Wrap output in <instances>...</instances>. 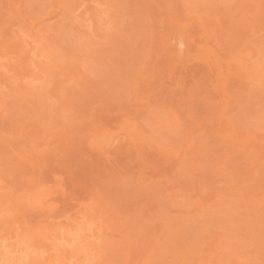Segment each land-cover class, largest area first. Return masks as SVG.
<instances>
[{
	"label": "rangeland",
	"instance_id": "obj_1",
	"mask_svg": "<svg viewBox=\"0 0 264 264\" xmlns=\"http://www.w3.org/2000/svg\"><path fill=\"white\" fill-rule=\"evenodd\" d=\"M152 1L0 0V264H264V0Z\"/></svg>",
	"mask_w": 264,
	"mask_h": 264
},
{
	"label": "bare ground",
	"instance_id": "obj_2",
	"mask_svg": "<svg viewBox=\"0 0 264 264\" xmlns=\"http://www.w3.org/2000/svg\"><path fill=\"white\" fill-rule=\"evenodd\" d=\"M149 1V0H148ZM154 1V0H153ZM152 1V2H153ZM238 2V1H237ZM247 2V1H246ZM136 3V2H135ZM138 3H140V2H138ZM141 3H143V2H141ZM150 3V2H149ZM137 4V3H136ZM192 4V3H191ZM258 4V3H257ZM246 6V5H245ZM243 7V6H242ZM249 9V8H248ZM187 10V9H186ZM114 13V12H113ZM93 15V14H92ZM135 18V17H134ZM141 19V18H140ZM144 22H145V20H144ZM245 22V21H244ZM243 24V23H242ZM249 24V23H248ZM237 25H238V23H237ZM117 30V29H116ZM116 32V31H115ZM117 34V33H116ZM150 34V33H149ZM147 36V35H146ZM150 36H152V34L150 35ZM149 37V36H148ZM22 42V41H21ZM133 43V42H132ZM128 53V52H127ZM149 53V52H148ZM147 53V54H148ZM150 56V55H149ZM127 59V58H126ZM124 62V61H123ZM121 64V63H120ZM48 65H49V63H48ZM136 68V67H135ZM130 70V69H129ZM258 75V74H257ZM153 78V77H152ZM152 80V79H151ZM260 81V80H259ZM247 83V82H246ZM264 85V84H263ZM170 86V85H169ZM172 86V85H171ZM73 87V86H72ZM260 87V86H259ZM262 87V86H261ZM161 89V88H160ZM4 90V89H3ZM2 91V90H1ZM117 92V91H116ZM256 92V91H255ZM5 93V92H4ZM104 94V93H103ZM102 94V95H103ZM104 96H106V95H104ZM109 96V95H108ZM112 95H110V97H111ZM119 97V96H118ZM99 99H100V97H99ZM106 99H107V97H106ZM102 100H103V98H102ZM51 103V102H50ZM153 103V102H152ZM102 105V104H101ZM120 106V105H119ZM53 107V106H52ZM121 107V106H120ZM160 107V106H159ZM55 108V107H54ZM53 108V109H54ZM55 112H57V111H55ZM65 112V111H64ZM68 114V113H67ZM66 114V115H67ZM69 115V114H68ZM72 115V114H71ZM164 115V114H163ZM49 116V115H48ZM62 118V117H61ZM69 120L70 121H72V123H74V118L72 119L70 116H69ZM66 119H68V117L66 118ZM51 120V119H50ZM69 120H68V122H69ZM75 120H76V118H75ZM164 121V120H163ZM224 121V120H223ZM222 121V122H223ZM227 121V120H226ZM34 122V121H33ZM51 123H53V122H51ZM76 123V122H75ZM221 123V122H220ZM57 124V123H56ZM167 124V123H166ZM222 124V123H221ZM234 124V123H233ZM30 125V124H29ZM36 125V124H35ZM76 125V124H75ZM52 126V125H51ZM67 126V125H66ZM68 127V126H67ZM73 127V126H72ZM223 127V126H222ZM50 128V127H49ZM229 128V127H228ZM171 129V128H170ZM167 131V130H166ZM238 131V130H237ZM200 133V132H199ZM28 134V133H27ZM228 134V140H227V142H231V143H234V144H237V141H238V139L239 138H235V137H233L232 138V134L231 133H227ZM29 135V134H28ZM247 135V134H246ZM21 136H22V133H21ZM30 136V135H29ZM34 136V135H33ZM56 136V135H55ZM237 136V135H236ZM248 136V135H247ZM199 137V136H198ZM33 138V137H32ZM200 138V137H199ZM243 138H244V136H243ZM4 139V138H3ZM242 139V138H241ZM5 140V139H4ZM10 140V139H9ZM244 140V144H245V142L247 141V139L245 138V139H243ZM219 141H221V140H219ZM244 144H242V145H244ZM247 144H248V142H247ZM247 144H245V145H247ZM7 147V146H6ZM23 147V146H22ZM184 147V146H183ZM212 147V146H211ZM243 147V146H242ZM55 148V147H54ZM58 148V147H57ZM189 148V147H188ZM240 148H241V145H240ZM245 148V147H244ZM6 149V148H5ZM21 149V148H20ZM19 149V150H20ZM18 150V149H17ZM19 150H18V152H19ZM67 150V149H66ZM227 151V150H226ZM240 154V153H239ZM33 155H34V153H33ZM67 155V154H66ZM230 156H231V154H230ZM251 158V157H250ZM250 162V161H249ZM18 164V163H17ZM197 164V163H196ZM240 164V163H239ZM251 164V163H250ZM253 164V163H252ZM251 166H253V165H251ZM186 167V166H185ZM263 167V166H262ZM239 168V167H238ZM259 169V168H258ZM226 173V172H225ZM236 174V173H235ZM110 177V176H109ZM115 177V176H114ZM257 179V178H256ZM130 181V180H129ZM125 185H127V184H125ZM129 185V184H128ZM152 185V184H151ZM121 187V186H120ZM124 187V186H123ZM154 188V187H153ZM110 189V188H109ZM121 189V188H120ZM115 190V189H114ZM140 190V189H139ZM244 191V190H243ZM130 192V191H129ZM107 196V195H106ZM263 197V196H262ZM104 198V197H103ZM35 200V199H34ZM93 200H94V198H93ZM38 201V200H37ZM34 202V201H33ZM38 203V202H37ZM39 206V205H38ZM37 206V207H38ZM259 205H257V207H258ZM41 208V207H40ZM259 208V207H258ZM29 209V208H28ZM257 209V208H256ZM261 209V208H260ZM30 210H32V209H30ZM28 212H29V210H27ZM35 212V211H34ZM260 212V211H259ZM262 212V211H261ZM8 214V213H7ZM263 214V213H262ZM44 215V214H43ZM86 215V214H85ZM43 219V218H42ZM158 220V219H157ZM38 222V221H37ZM138 222V221H137ZM1 223V222H0ZM41 223V222H40ZM125 223V222H124ZM4 224V223H3ZM34 224H36V223H34ZM161 225V224H160ZM35 227V226H34ZM161 227V226H160ZM30 229H32V228H30ZM39 229V228H38ZM161 229V228H160ZM2 230H3V228H2ZM28 231V230H27ZM43 231V230H42ZM164 231V230H163ZM263 232V231H262ZM41 232H40V230H39V233L38 234H40ZM43 233V232H42ZM162 233V232H161ZM163 234V233H162ZM39 236V235H38ZM29 237V236H28ZM46 238V237H45ZM26 239V238H25ZM156 239V238H155ZM28 240V239H27ZM153 241H154V239H152ZM25 241V240H24ZM157 243V242H156ZM46 245V244H45ZM93 245V244H92ZM151 245H153V243L151 244ZM156 245V244H155ZM151 247H153V246H151ZM23 248V247H22ZM99 248H101V247H99ZM155 248V247H154ZM159 248H160V246H159ZM159 248H158V250H159ZM24 249V248H23ZM117 249V248H116ZM99 250V249H98ZM163 251V250H162ZM98 252V251H97ZM154 252V251H153ZM261 252V251H260ZM105 255V254H104ZM153 255V254H152ZM155 255V254H154ZM64 256H65V253H64ZM98 256V255H97ZM114 256H116V255H114ZM113 260V259H112ZM116 260V259H115ZM35 263V262H34ZM99 263V262H98ZM124 264V263H123Z\"/></svg>",
	"mask_w": 264,
	"mask_h": 264
}]
</instances>
